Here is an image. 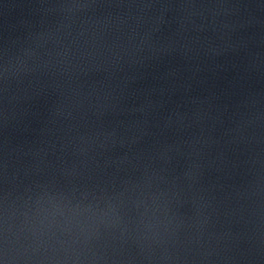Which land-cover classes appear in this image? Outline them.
Instances as JSON below:
<instances>
[{
    "label": "water",
    "instance_id": "obj_1",
    "mask_svg": "<svg viewBox=\"0 0 264 264\" xmlns=\"http://www.w3.org/2000/svg\"><path fill=\"white\" fill-rule=\"evenodd\" d=\"M0 264H264V0H0Z\"/></svg>",
    "mask_w": 264,
    "mask_h": 264
}]
</instances>
